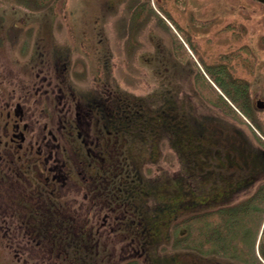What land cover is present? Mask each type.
Wrapping results in <instances>:
<instances>
[{
  "label": "flooded vegetation",
  "instance_id": "flooded-vegetation-1",
  "mask_svg": "<svg viewBox=\"0 0 264 264\" xmlns=\"http://www.w3.org/2000/svg\"><path fill=\"white\" fill-rule=\"evenodd\" d=\"M254 1L264 8V2ZM104 6L111 12V4ZM15 17L1 25L4 31L23 27V16ZM218 17L203 19L201 23L209 24L202 27L211 28ZM233 19L238 21L231 23ZM225 21L224 29L245 34L244 39L252 28L245 14ZM34 22L31 50H0V264H131L140 247L149 264H182L176 255L164 261L151 248L163 239L164 227L165 236H170L182 210L205 202L184 196L177 181L175 197L157 193L167 189L161 180L143 185L131 149L135 138L146 133L161 138L169 128L177 140L171 145L180 144L182 123L165 118L175 116L168 106L172 102L150 115L119 88L112 53L101 47L102 12L90 21L98 34L93 47L87 26L82 25V36L72 46L55 39L53 17H36ZM238 49L243 62L255 61L252 44L242 42ZM220 63L248 86L250 108L239 112L249 118V129L254 128L251 117L254 110H264V105L257 106L264 96L251 93L247 80L236 78L228 60ZM262 139L260 147L241 144L249 158L222 161L233 171L219 176L225 186L205 204H223L264 183ZM149 196L155 200L152 208Z\"/></svg>",
  "mask_w": 264,
  "mask_h": 264
},
{
  "label": "rangeland",
  "instance_id": "rangeland-1",
  "mask_svg": "<svg viewBox=\"0 0 264 264\" xmlns=\"http://www.w3.org/2000/svg\"><path fill=\"white\" fill-rule=\"evenodd\" d=\"M104 4L113 6L109 10L111 12L105 10ZM242 5L245 6V12ZM263 9L254 0H51L43 6L33 0H0V35L3 36L0 38V50H31L36 33V17H53L55 39L58 42L67 41L72 46H76L78 37L82 36V25L89 27L86 33L88 39L92 38L89 45L93 47L98 34L95 36L90 21L102 12L105 23L101 47L111 51L115 62L114 79L120 89L135 97L136 108L141 106L142 110L145 106L147 113L156 115L166 103L172 102L175 116L166 115L165 118L172 122L178 118L181 127L185 125L184 119L201 116L210 119L204 121L207 133L192 139L187 133L181 132L178 135L180 144L177 146L171 145L175 137L170 132L161 138L148 133L135 138L131 149L142 174L140 179L144 181L143 185L150 183L149 180L151 185H158L161 180L167 189L157 193H173L175 197L177 181L181 183L184 196L187 194L195 202L206 203L212 201L225 186L219 176L233 171L224 165L227 161L221 151L217 157H214L213 151L210 152L214 146L221 147L222 143L218 140L222 137L218 135L228 139L229 132L242 131L253 146L259 144L260 147L258 140L263 141L264 138V110H254V118L251 119L256 126L249 129V118L237 111L243 120L242 123L237 122L200 96L197 87L200 80L196 78V73L200 70L207 77L203 70L205 65L226 59L228 65H234L236 78L241 75L247 80L251 93L260 92L264 96ZM243 14L250 16L251 21L246 25L252 26L246 32L245 39V34L237 35L224 29L225 20ZM11 15L15 18L23 16L20 23L23 27L4 31L1 25L9 21ZM223 16L227 17L224 19ZM209 17H218L212 24L213 29L202 27L208 26V20L200 22ZM256 19L261 20V23L255 22ZM82 20L87 22L82 23ZM234 20L238 21L233 19L231 23ZM175 42L181 45L178 50L174 49ZM242 42L252 44L255 61L249 59V63L243 62L238 49ZM234 136L238 137L236 133ZM224 147L227 149V145ZM236 159L240 161L238 157ZM260 184H253L247 194L232 196L223 204L213 206L194 202L191 208L182 210L177 220L202 210L237 206ZM154 201L152 196L147 198L151 208ZM263 224L264 221L261 228ZM170 230V236L166 237L168 230L166 232L164 227L163 239L151 248L164 261L166 256L176 255L182 264H244L217 254L204 256L188 247H173L174 234ZM136 255L137 261L131 264H149L142 247L138 248Z\"/></svg>",
  "mask_w": 264,
  "mask_h": 264
},
{
  "label": "trees",
  "instance_id": "trees-1",
  "mask_svg": "<svg viewBox=\"0 0 264 264\" xmlns=\"http://www.w3.org/2000/svg\"><path fill=\"white\" fill-rule=\"evenodd\" d=\"M33 1L43 6L51 0ZM180 46L178 43L174 49L178 50ZM203 70L207 77L200 70L196 73V78L200 80L197 83L200 96L213 103L235 121L242 123V117L238 112L244 113L250 108L247 103L248 86L239 83L229 75L222 63L215 66L205 65ZM245 102L246 109L244 110ZM168 106L172 107V103ZM170 110L173 111L172 108ZM207 120L210 119L205 116L184 119L185 125L182 126V132L187 133L192 139H195V136L201 137L207 133L204 128V121ZM171 131V128L167 130L170 133ZM217 132L219 134V130ZM234 133L238 137H235ZM218 136L222 137L218 140L222 143V148L214 146L210 150V152L213 151L214 157H217V153L221 151V155L227 162L238 160L236 157L240 161L249 158L247 150H244L241 144L245 146L250 144V141L242 131L229 132L228 139L224 138V135ZM257 139H259L258 136ZM224 145H227V149ZM263 221L264 183L257 186L254 192L237 206H221L202 210L174 222L171 227L174 234L172 246L195 249L204 256L217 254L221 257L237 259L244 264H264V224L261 228Z\"/></svg>",
  "mask_w": 264,
  "mask_h": 264
},
{
  "label": "water",
  "instance_id": "water-1",
  "mask_svg": "<svg viewBox=\"0 0 264 264\" xmlns=\"http://www.w3.org/2000/svg\"><path fill=\"white\" fill-rule=\"evenodd\" d=\"M260 1L264 2V0H260ZM263 105H264L263 101H261V100H258V101H257V106H258L259 108H262Z\"/></svg>",
  "mask_w": 264,
  "mask_h": 264
}]
</instances>
